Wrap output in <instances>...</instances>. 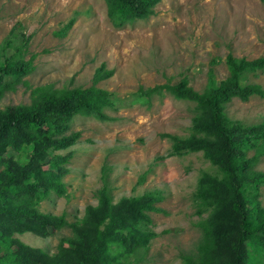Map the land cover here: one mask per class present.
I'll list each match as a JSON object with an SVG mask.
<instances>
[{
    "label": "rangeland",
    "instance_id": "374dc122",
    "mask_svg": "<svg viewBox=\"0 0 264 264\" xmlns=\"http://www.w3.org/2000/svg\"><path fill=\"white\" fill-rule=\"evenodd\" d=\"M74 19L66 33L61 29ZM228 54L255 59L264 56V0H161L155 13L116 27L104 0H0V61L6 56L32 60V70L0 98V110L10 104L30 103L42 85L89 87L103 64L112 76L97 86L110 91L115 104L109 120L77 115L69 133L81 131L74 145L56 151L72 153L66 192L55 191L40 200L45 213H65L70 222L98 204L102 169L108 167L114 201L161 191L162 209L151 212L158 235L150 248L133 254L127 264H184L183 253H194L202 237L197 225L208 217L198 213L195 193L203 172L218 168L203 152L176 154L162 133L182 137L192 132L195 103L168 91L142 99L140 87L187 77L202 91L209 73L217 80L229 75ZM245 82L264 86V70L249 73ZM231 120L246 125L264 120V98H234L226 107ZM31 146L9 148L5 156L28 160ZM254 150L249 152L253 155ZM1 168V167H0ZM264 171V156L257 165ZM145 177L140 181L141 177ZM264 206V184L259 187ZM25 244L55 255L60 242L73 236L70 227L49 236L16 232ZM259 264H264L263 262Z\"/></svg>",
    "mask_w": 264,
    "mask_h": 264
},
{
    "label": "trees",
    "instance_id": "16d2710c",
    "mask_svg": "<svg viewBox=\"0 0 264 264\" xmlns=\"http://www.w3.org/2000/svg\"><path fill=\"white\" fill-rule=\"evenodd\" d=\"M116 27L155 13L161 0H104ZM70 20L61 34L69 30ZM229 75L217 80L212 71L202 91L190 85L187 77L177 83L140 87L142 99L170 92L177 99L195 103L192 132L182 137L162 133L176 154L203 152L218 168V174L203 172L195 198L198 213L208 217L197 224L202 237L194 253H183L184 264H259L264 256V206L259 187L264 171L257 165L264 156V120L246 125L231 120L227 105L234 99L264 98V86L245 82L249 73L264 70V56L247 59L228 54ZM32 70V60L6 56L0 61V98L13 90ZM105 64L95 72L89 87L56 88L42 85L33 89L30 103L10 104L0 110V264H127L133 254L147 251L158 233L151 227V212H159L161 191L114 201L108 167L103 166V185L98 204L88 206L84 217L70 222L60 215L40 210V200L55 191L66 192L64 177L69 173L72 153L60 154L79 141L81 131H72L77 115L110 119L106 110L115 104L113 94L98 82L112 76ZM31 146L28 160L10 155L9 148ZM254 150L253 155L249 152ZM145 177H141L143 181ZM70 227L73 236L63 239L55 255L22 242L16 232L32 231L49 236Z\"/></svg>",
    "mask_w": 264,
    "mask_h": 264
}]
</instances>
